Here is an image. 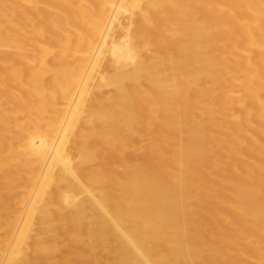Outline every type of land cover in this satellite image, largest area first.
<instances>
[{"label": "bare ground", "instance_id": "6f19581e", "mask_svg": "<svg viewBox=\"0 0 264 264\" xmlns=\"http://www.w3.org/2000/svg\"><path fill=\"white\" fill-rule=\"evenodd\" d=\"M41 258L264 264V0H0V264Z\"/></svg>", "mask_w": 264, "mask_h": 264}, {"label": "rangeland", "instance_id": "374dc122", "mask_svg": "<svg viewBox=\"0 0 264 264\" xmlns=\"http://www.w3.org/2000/svg\"><path fill=\"white\" fill-rule=\"evenodd\" d=\"M141 136H142V134H141ZM142 138H144V137L142 136ZM141 142H142V141H141L139 138H136V137H135V139H134V143L137 144V146H136L135 144H134V145H135L136 147H141V146H142V143H141ZM139 143H141V145H140ZM138 144H139V145H138ZM128 157H129V154H127V158H128ZM86 224H87V220H85V221L83 222V225H84V226H86ZM62 242H64V241L61 240V243H62ZM37 264H47V263H46L44 260H42V258H41V259L37 262ZM87 264H93V263L90 262V263H87Z\"/></svg>", "mask_w": 264, "mask_h": 264}]
</instances>
